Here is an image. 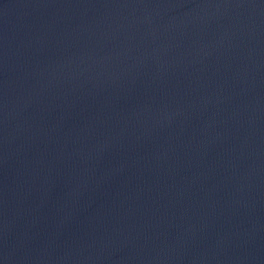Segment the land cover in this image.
<instances>
[{
  "label": "water",
  "instance_id": "1",
  "mask_svg": "<svg viewBox=\"0 0 264 264\" xmlns=\"http://www.w3.org/2000/svg\"><path fill=\"white\" fill-rule=\"evenodd\" d=\"M0 264H264V0H0Z\"/></svg>",
  "mask_w": 264,
  "mask_h": 264
}]
</instances>
